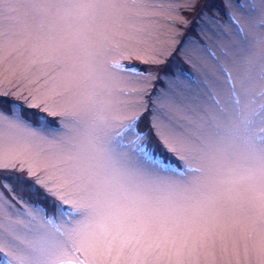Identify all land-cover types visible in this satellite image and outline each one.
<instances>
[{"label":"snow or ice","instance_id":"snow-or-ice-1","mask_svg":"<svg viewBox=\"0 0 264 264\" xmlns=\"http://www.w3.org/2000/svg\"><path fill=\"white\" fill-rule=\"evenodd\" d=\"M0 264H264V0H0Z\"/></svg>","mask_w":264,"mask_h":264}]
</instances>
